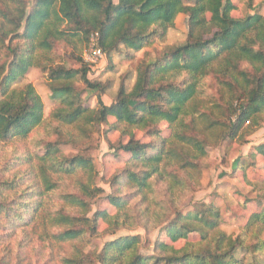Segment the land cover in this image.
Wrapping results in <instances>:
<instances>
[{
	"label": "trees",
	"instance_id": "trees-1",
	"mask_svg": "<svg viewBox=\"0 0 264 264\" xmlns=\"http://www.w3.org/2000/svg\"><path fill=\"white\" fill-rule=\"evenodd\" d=\"M236 7V0H0V248L20 232V247L34 235L53 264H264V177L245 176L254 197L243 201L251 210L234 236L220 229L212 204L179 210L199 188L209 149L245 144L264 123V15L235 18ZM179 14L185 39L170 44ZM93 35L108 63L121 51L131 60L163 47L136 65L130 89L121 80L111 104L98 98L91 108L76 83L107 90L87 77L82 52ZM32 67L45 74L55 103L47 118L35 87L15 85ZM209 78L213 94L205 91ZM99 131L121 162L100 178L105 195L84 154ZM62 144L80 152L66 156ZM240 160L243 171L264 172V141ZM101 196L108 206L91 212ZM136 227L158 229L152 254L140 252V235H116ZM104 235L111 238L99 251H85ZM3 247L0 264H22V252Z\"/></svg>",
	"mask_w": 264,
	"mask_h": 264
},
{
	"label": "rangeland",
	"instance_id": "rangeland-1",
	"mask_svg": "<svg viewBox=\"0 0 264 264\" xmlns=\"http://www.w3.org/2000/svg\"><path fill=\"white\" fill-rule=\"evenodd\" d=\"M236 1L237 7L232 13V16L235 18H242L247 14L253 13L264 15V0ZM3 26L5 29H8L10 24L5 22ZM185 34L186 18L183 14H179L175 20V27L169 31L167 42L170 44H181L185 39ZM162 47L163 45L155 43L145 50L136 52L134 58L131 60H127L121 51L113 57L111 63H108L105 57L98 58L94 62H86L85 51L87 48H85L82 52V57L89 67L87 74L88 79L93 82H101L102 85L107 86V90L105 93H101L98 90L85 87L81 82H77L76 86L81 93L84 105L94 108L97 106L98 98L105 105L111 104L121 80H124L125 86L127 89H130L134 83L136 65L141 61L153 60L160 54ZM56 53L58 55L63 54L62 45L57 46ZM62 59H65L64 63L67 66H76L74 62L68 61L65 56H62ZM26 83H31L40 95L44 103V117L47 118L50 111L54 108L55 103L49 97L47 78L41 68H30L18 79L15 85L20 87ZM205 91H209L210 94L214 93L215 83L213 79H207ZM103 127L104 126H102V128ZM110 137V140L113 142L116 140L117 134L110 135ZM263 141L264 123L248 136V141L245 144L224 141L218 146L211 147L209 149V156L204 162L199 188L187 192L180 199L179 210L184 214L191 213L203 209L208 204H212L219 209L221 217L220 229L229 235H236L241 225L246 222L251 210L250 206H246L243 201H245L247 197H254V193L251 192V187L248 186L245 181V176L249 179L258 180L264 177V172L261 170H254L250 166H246L245 171H243L244 164L241 162L238 166L235 165L238 160L241 161L240 159L246 156L250 147ZM28 146L29 143H22L20 144V149L22 150ZM6 148V150L9 149V147ZM59 149L66 156H71L80 152L78 149L65 144L59 146ZM113 153V149L109 148V142L104 138L101 131L93 134L90 147L84 151V154L93 160L99 175L96 184L104 189V195L109 192V187L108 184L100 178H102V176L108 177L121 163L113 156ZM22 171L23 170H21V172ZM102 197L103 196L92 202L91 212L98 208L102 209L108 206ZM103 228L104 225L100 224L99 229L102 231ZM125 234L140 235V252L149 255L153 253V243L158 234L157 228L152 230H146L142 227L122 229L118 231L116 235ZM21 238L22 234L20 232H18L16 236L6 238L4 245L0 248V254H2L3 246H7L8 249L22 252L24 257L22 264H53L51 261H48L49 251L43 247L41 242L38 241L34 235L31 236L32 240L27 242L23 247H20L18 244ZM109 238L111 237L107 235L92 238L85 251L90 253L99 251L103 242ZM261 238L264 239V231L261 234ZM183 243V240H179L175 242V246L179 247ZM10 264H14V262Z\"/></svg>",
	"mask_w": 264,
	"mask_h": 264
},
{
	"label": "built area",
	"instance_id": "built-area-1",
	"mask_svg": "<svg viewBox=\"0 0 264 264\" xmlns=\"http://www.w3.org/2000/svg\"><path fill=\"white\" fill-rule=\"evenodd\" d=\"M103 56V52L96 46L95 35L91 36L89 46L85 51L86 62H94L95 60H97L98 58H102Z\"/></svg>",
	"mask_w": 264,
	"mask_h": 264
}]
</instances>
